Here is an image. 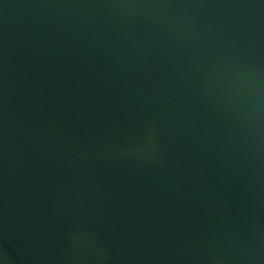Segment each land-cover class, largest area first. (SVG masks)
Here are the masks:
<instances>
[{"label":"water","instance_id":"1","mask_svg":"<svg viewBox=\"0 0 264 264\" xmlns=\"http://www.w3.org/2000/svg\"><path fill=\"white\" fill-rule=\"evenodd\" d=\"M0 264H264V0H0Z\"/></svg>","mask_w":264,"mask_h":264}]
</instances>
